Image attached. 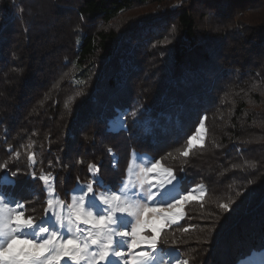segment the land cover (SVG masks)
Returning a JSON list of instances; mask_svg holds the SVG:
<instances>
[{
    "label": "trees",
    "instance_id": "trees-1",
    "mask_svg": "<svg viewBox=\"0 0 264 264\" xmlns=\"http://www.w3.org/2000/svg\"><path fill=\"white\" fill-rule=\"evenodd\" d=\"M200 116L203 146L184 156ZM134 154L181 190L204 187L161 232L163 252L264 260V0H0V164L19 170L5 190L39 217L48 186L33 171L66 200L97 165L118 185Z\"/></svg>",
    "mask_w": 264,
    "mask_h": 264
},
{
    "label": "snow or ice",
    "instance_id": "snow-or-ice-1",
    "mask_svg": "<svg viewBox=\"0 0 264 264\" xmlns=\"http://www.w3.org/2000/svg\"><path fill=\"white\" fill-rule=\"evenodd\" d=\"M134 117L138 122L139 113ZM198 119L196 133L205 125V116ZM118 123L124 127L122 120ZM195 138L188 136L189 148ZM28 160L35 164L33 155ZM112 160L119 163L114 153ZM159 164L156 160L151 167L141 168L140 174L129 165L128 178L116 187L105 185L97 165V173L88 184L78 182L73 188L71 202L49 193L39 217L26 215L25 201L5 190L14 184L19 170L9 172L6 165L0 164V264H169L166 256L175 257L171 264H181L175 250L162 251L161 230L145 226L144 214L149 211L169 226L177 223L181 216L167 213L190 199L189 195L172 197L169 186L179 176L171 170H165L167 181L148 179ZM30 179H38L48 187L55 183L51 173L37 177L33 171ZM220 207L225 213L233 210L225 204Z\"/></svg>",
    "mask_w": 264,
    "mask_h": 264
},
{
    "label": "rangeland",
    "instance_id": "rangeland-1",
    "mask_svg": "<svg viewBox=\"0 0 264 264\" xmlns=\"http://www.w3.org/2000/svg\"><path fill=\"white\" fill-rule=\"evenodd\" d=\"M142 11H144V8H138L136 10H133L131 12L126 13L125 16H127V17L132 16L133 17L135 15H138ZM197 12L198 13H196V14H198V15L196 16V21L199 22L201 25H202V23H204L205 26L207 27L208 20L204 19V20L201 21L202 17H200V15H201L199 13L200 11H197ZM191 136H195L197 138L192 140L191 148H189V143L187 142V146L185 148V151H187L188 153H190V151L193 150L195 147H202L203 146V142H204V138H205V129H204V127L201 129V131L199 133H196V131H194V133ZM111 161H113V160L111 159ZM155 161H156L155 159H152L148 155H141V156L140 155H136V154L132 155L131 161L127 165V170H126V174H125L124 180H126L128 178L129 165H131L132 168L135 169L137 174H140V169L141 168L147 169V168L151 167V165L154 164ZM117 165H119V164H116L113 161V164H111L110 169L109 170L107 169L105 171V175L109 176L111 174V169H116ZM165 170H171V169L166 167L165 165H163L160 162L159 166L152 173L148 174V179H151L154 182H158V181H160L162 179L167 181V179H169V177L167 176V173H166ZM262 171H263V169H262ZM113 180H108V181H110L111 184H113L114 183ZM180 185H181V181L179 180V178H177V180L173 182V185L169 186V191L172 194V197L175 198V197H177L179 195H189L190 199L187 200V201H184L177 209H172L169 213H167V215H170V216H176V215H180L181 216V219L177 223L171 224V226L177 225V224H179L182 221V219L184 218V208L190 202H196V201L202 202V200H203L204 187L202 186V184H196V185L188 186V187L185 188V190H181V186ZM111 186L112 187H116L117 185L116 186L111 185ZM96 191L99 192L100 189L97 188ZM46 192H47V199L49 198V193H52L55 196H57L55 194V192L52 190V187L46 188ZM71 194H72V192L70 193L69 198L66 199L67 202H71ZM47 199H46V202H47ZM25 214L26 215H32L31 210H27L26 209V213ZM144 220L146 222L145 226L147 228L160 229L161 231H160L159 235L161 234V232L163 230L167 229L168 227H171V226L167 225L163 220H161V218H160V216L158 214L153 213L151 211L146 212L144 214ZM166 252H168V251H166ZM165 258L169 259V264H171V261L173 259H175V257H167V256ZM179 259L181 260V264H183V262H185V260L180 255H179ZM259 264H264V260L259 261Z\"/></svg>",
    "mask_w": 264,
    "mask_h": 264
}]
</instances>
